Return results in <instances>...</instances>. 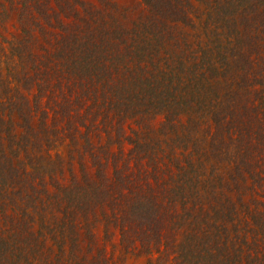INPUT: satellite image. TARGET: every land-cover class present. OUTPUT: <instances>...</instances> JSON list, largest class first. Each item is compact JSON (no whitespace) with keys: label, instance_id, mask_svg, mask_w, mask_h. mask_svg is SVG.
<instances>
[{"label":"trees","instance_id":"16d2710c","mask_svg":"<svg viewBox=\"0 0 264 264\" xmlns=\"http://www.w3.org/2000/svg\"><path fill=\"white\" fill-rule=\"evenodd\" d=\"M92 1L98 7L89 0H0V69H6L4 80L0 75V164L3 160L12 168L14 160L34 179L40 176L36 168L44 161L42 152L64 142L69 148L68 251L60 260L67 236L58 229L55 264H106L110 229L123 254L153 256L154 264H264V165L245 162L263 157L264 144L240 153L238 163L233 132L206 131L203 148L197 131H171L181 112V107L173 109L175 89H168L165 100H155L151 76L144 77L136 66L141 60L134 32L115 20L110 12L117 11L115 5ZM139 2L151 16L173 22L185 18L178 0ZM12 14L18 38L4 36L1 18ZM30 89L35 91L32 106L24 95ZM13 113L18 124L11 121ZM159 114L168 131L163 126L151 131ZM126 121L143 131L129 126L123 131ZM166 135L174 138L158 156L156 136ZM124 144L129 146L125 154ZM225 161L230 167L222 165ZM86 163L94 170L92 179ZM95 214L103 228L100 247L93 232ZM18 223L0 230V264H50L40 259V230H22Z\"/></svg>","mask_w":264,"mask_h":264},{"label":"rangeland","instance_id":"374dc122","mask_svg":"<svg viewBox=\"0 0 264 264\" xmlns=\"http://www.w3.org/2000/svg\"><path fill=\"white\" fill-rule=\"evenodd\" d=\"M89 1L98 7L95 2ZM106 1L115 5L117 11H110L115 20L126 30L134 32L132 39L139 47L135 53L138 60H141L136 66L144 70V77L151 76L154 81L150 83L155 86V100H165L164 96L168 98L166 93H170L168 89H175L172 90L176 104L173 109L177 111L181 107V112L177 121L173 122L171 131H197L195 137L204 141L203 148L207 147L209 139L202 137L207 135L206 131L233 132L231 138L236 148L234 154L238 157L235 161L238 163L244 151L250 150L259 141L264 144V93H258L264 91V0H178L185 18L175 22L151 16L139 0ZM14 18L13 14L8 19L1 18V24L6 28V37L17 35L11 27ZM6 47L4 44L5 51ZM252 47L256 51L250 52ZM132 62L135 64L136 60ZM5 70L4 65H1L2 80L5 79ZM9 88H13V85ZM24 95L27 105L32 106L34 89ZM42 107L46 108L45 105ZM51 112L48 111L50 118ZM5 115L3 120H6ZM163 117V114L155 117L151 122V131H160L162 126L164 131H168ZM11 121L19 123L15 113ZM36 124L34 118L31 125ZM127 126L132 131H143L130 121L121 125L123 131H127ZM13 132L19 136L21 129L15 126ZM173 138L172 135L156 136L160 148H155L158 156H162L161 152H167L166 147L170 146L168 139ZM121 148L124 154L129 150L125 144ZM68 149L67 142H64L47 154L42 152L44 161L36 168L40 176L34 179L27 176L31 172L27 166L23 174L14 160L12 168L3 164V160L0 164V230L13 228L18 220L17 226L20 225L22 230L26 227H31L32 232L40 230L37 238L39 246L42 243L40 259L50 264L56 263L58 248L55 243L59 242V230L63 236L69 232V194L72 190ZM18 159L22 160L21 157ZM245 162L264 165V156H252ZM210 163L215 166L214 161L210 160ZM226 164L229 167L231 165L227 161L222 165L226 167ZM85 168L88 177L92 179L94 170L87 163ZM13 170L17 172L12 173ZM205 171H209L208 167H205ZM72 173L76 184L81 186L76 164L72 165ZM246 201L247 198H244ZM76 204L75 198L72 207ZM94 210L96 212L97 209ZM95 215L93 232L96 247H100L103 228ZM28 217L32 218L30 224ZM9 219H13L12 223ZM110 232L113 233L112 240L110 244L104 245L108 258L106 264H149V261L154 264L153 256L123 254L116 241V232L112 229ZM2 238L11 243L7 234H2ZM65 242L60 260L67 256L68 236ZM79 249L81 252L85 250L83 245Z\"/></svg>","mask_w":264,"mask_h":264}]
</instances>
